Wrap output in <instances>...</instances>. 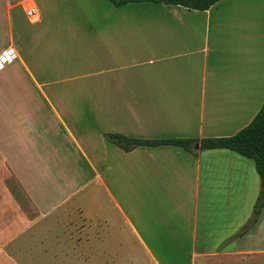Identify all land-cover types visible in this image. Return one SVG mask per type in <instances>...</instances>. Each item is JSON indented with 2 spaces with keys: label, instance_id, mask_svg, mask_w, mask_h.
I'll return each instance as SVG.
<instances>
[{
  "label": "crops",
  "instance_id": "obj_1",
  "mask_svg": "<svg viewBox=\"0 0 264 264\" xmlns=\"http://www.w3.org/2000/svg\"><path fill=\"white\" fill-rule=\"evenodd\" d=\"M7 48L16 59L0 70L2 249L20 256L77 213L85 241L98 220L129 241L133 263L138 251L147 264L264 254V207L244 230L260 191L252 160L198 145L124 151L106 139L200 141L247 126L264 102V0L206 11L0 0V53Z\"/></svg>",
  "mask_w": 264,
  "mask_h": 264
},
{
  "label": "rangeland",
  "instance_id": "obj_2",
  "mask_svg": "<svg viewBox=\"0 0 264 264\" xmlns=\"http://www.w3.org/2000/svg\"><path fill=\"white\" fill-rule=\"evenodd\" d=\"M80 197L82 194L64 207L59 208L58 211L62 213L65 210H70ZM92 208L96 209V205ZM93 209L90 208L91 211ZM88 212L89 209L84 215L91 219ZM55 217L53 216L51 219ZM81 217L74 213L69 217L71 222L65 223V227L62 226L60 229H54L52 225H49L51 228L38 234V239H40L33 242L32 245L29 244L28 250L22 248L25 253L22 252L20 256L14 253V249H2L1 246L4 242L0 243V264H147L139 251L137 252L138 262L133 263V250L131 251V248L128 247L129 241H125L123 238L122 245V241L115 238L111 227H109V231L105 230L98 220L86 224L87 241H85ZM28 234L34 235L30 232ZM55 236L59 242L54 241ZM257 239L259 247L264 248V235H259ZM244 264H264V254L251 257V260Z\"/></svg>",
  "mask_w": 264,
  "mask_h": 264
},
{
  "label": "trees",
  "instance_id": "obj_3",
  "mask_svg": "<svg viewBox=\"0 0 264 264\" xmlns=\"http://www.w3.org/2000/svg\"><path fill=\"white\" fill-rule=\"evenodd\" d=\"M113 6L119 7L130 3H155L167 6H181L189 10L206 11L220 0H109ZM108 142L124 151L135 147L174 146L192 153L193 147L198 145L201 150H229L254 162L255 170L260 180V191L254 204V217L245 226L248 230L257 222L264 207V102L251 122L230 137L194 140V139H165L140 140L128 138L121 134H109Z\"/></svg>",
  "mask_w": 264,
  "mask_h": 264
},
{
  "label": "built area",
  "instance_id": "obj_4",
  "mask_svg": "<svg viewBox=\"0 0 264 264\" xmlns=\"http://www.w3.org/2000/svg\"><path fill=\"white\" fill-rule=\"evenodd\" d=\"M25 14L27 17H34L36 9L34 6H27L25 8ZM16 59V52L13 48H7L0 53V70L6 65L12 63Z\"/></svg>",
  "mask_w": 264,
  "mask_h": 264
}]
</instances>
